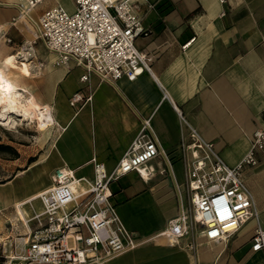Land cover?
<instances>
[{
  "label": "crops",
  "instance_id": "0c3cea01",
  "mask_svg": "<svg viewBox=\"0 0 264 264\" xmlns=\"http://www.w3.org/2000/svg\"><path fill=\"white\" fill-rule=\"evenodd\" d=\"M58 1L67 6L70 0H46L36 13ZM18 3L0 0V35L11 38L0 46V57L5 54L0 58V75H6L22 95L28 92L41 108L51 107L61 132L57 165H73L76 172L89 168L93 173L95 158L111 170L146 118L168 154V162L162 157L149 161L153 171L147 178L130 171L125 182L112 181L116 212L137 234L138 243L89 264H264V254L250 249L255 219L217 242L188 234L171 245L156 235L179 210L175 184L184 192L178 146L184 123L175 106L215 142L231 165L248 151L254 130L264 128V0H143L142 23L148 31L135 42L153 60L133 79L122 77L114 84L94 73L81 80V66L57 65L58 56L51 51L49 62L32 65L28 60L27 66L21 62L24 72L5 67L3 59L20 55L31 42V32L35 36ZM22 42L26 45L18 50ZM13 49L17 51L10 52ZM76 90L84 99L74 111L69 97ZM244 174L258 218L264 219V157L245 167ZM43 189L17 198V211L24 215L22 206L37 199Z\"/></svg>",
  "mask_w": 264,
  "mask_h": 264
},
{
  "label": "built area",
  "instance_id": "2783aa9c",
  "mask_svg": "<svg viewBox=\"0 0 264 264\" xmlns=\"http://www.w3.org/2000/svg\"><path fill=\"white\" fill-rule=\"evenodd\" d=\"M42 1L25 0L23 7L34 27L35 38L57 54L60 65L81 66V80L94 73L114 84L122 77L133 79L150 67L153 56L140 50L135 42L148 31L142 23L143 0H72L71 10L52 4L32 16L30 12ZM18 8L24 13L23 8ZM11 20L14 22L15 17ZM6 40L10 42L11 38ZM83 99L82 91L76 90L69 97V104L77 107ZM175 108L184 123L178 143L184 192L182 195L175 184L179 210L156 235L176 245L184 236L197 231L205 240L217 242L255 219L250 249L264 254V219L258 218L244 174L245 167L264 157V128L254 130L248 151L237 164L231 165L215 142L205 138L180 108ZM155 157L169 161L146 118L111 170L95 158L91 177L76 174L75 167L65 163L56 166L50 185L38 195L41 209L35 212L28 240L8 254L9 263L89 264L136 246L137 234L119 218L110 185L130 171L147 178L153 171L148 163ZM79 181L86 184L85 188L79 187Z\"/></svg>",
  "mask_w": 264,
  "mask_h": 264
},
{
  "label": "rangeland",
  "instance_id": "374dc122",
  "mask_svg": "<svg viewBox=\"0 0 264 264\" xmlns=\"http://www.w3.org/2000/svg\"><path fill=\"white\" fill-rule=\"evenodd\" d=\"M46 4L45 0L39 4L40 7L37 5L31 11L32 16L36 17V9L42 8V5L45 6ZM56 4L62 5L60 1ZM65 5L67 6H62L71 10L73 8L72 0L66 1ZM30 40L34 46L33 53L29 56L32 65L40 64L41 61H51L48 50L44 48L38 38H35L32 32ZM3 44L7 45L8 41L0 35V46ZM24 45L26 44L22 42L18 46V50H21ZM16 51L17 49H13L10 52ZM76 72L77 70H72L71 73L75 74ZM6 73L10 75L12 72L6 71ZM24 96H29L28 92H24ZM73 110L76 111L77 107L74 106ZM15 118L17 123L13 125L8 126L0 123V143H8L17 151L16 154H13L8 150L0 149V264H11L8 261V254L22 246L23 237H28L33 228L35 212L41 209V203L37 198L32 200V203L22 206L24 214L22 215L17 211L15 201L17 198L21 199L26 194L43 189L51 183V174L54 168L58 166L59 151L62 146L61 140L59 141L61 132L57 123L52 127H47L38 118L24 120L18 115H15ZM43 160H45L44 163H42ZM33 164H35L34 167ZM38 164L40 166H36ZM41 168L40 175L34 177ZM84 170L86 171L84 172ZM87 172V176L91 177L92 173L89 168L79 170L76 174H86ZM124 175L119 177L117 181L125 182L129 173ZM10 179L11 181H8ZM190 234H193L195 239L198 237L194 231Z\"/></svg>",
  "mask_w": 264,
  "mask_h": 264
},
{
  "label": "bare ground",
  "instance_id": "6f19581e",
  "mask_svg": "<svg viewBox=\"0 0 264 264\" xmlns=\"http://www.w3.org/2000/svg\"><path fill=\"white\" fill-rule=\"evenodd\" d=\"M43 0L42 2H44ZM41 2V3H42ZM18 6L21 8L26 6L25 0H19ZM23 12L21 13L22 17L27 18V13L25 12V8H23ZM29 12V11H28ZM16 20V17H15ZM33 49L32 43L27 42V47L23 48L21 52H19L20 57L17 55L8 56L5 59H3V64L8 69L11 68H21L20 70L24 72V64L20 65L18 62L25 63V66H27V61L29 60V57ZM51 51V50H48ZM54 52V51H51ZM57 65H60L57 61ZM15 115L20 116L24 120H33L38 118L40 122L47 127H52L56 120L53 116V112L51 107H44L41 108L38 106L36 101L32 96L25 97L22 95L20 91L17 90L15 85L9 81L6 75L1 74L0 75V123L3 125H13L17 123V119L15 118ZM79 187L85 188L86 184L81 183L79 181ZM197 235V231L195 232ZM159 237H164L160 235Z\"/></svg>",
  "mask_w": 264,
  "mask_h": 264
},
{
  "label": "trees",
  "instance_id": "16d2710c",
  "mask_svg": "<svg viewBox=\"0 0 264 264\" xmlns=\"http://www.w3.org/2000/svg\"><path fill=\"white\" fill-rule=\"evenodd\" d=\"M0 149L1 150H8V151H10L13 154H16L17 153L16 149L12 145H10L8 143H0ZM112 193H113V190H112Z\"/></svg>",
  "mask_w": 264,
  "mask_h": 264
}]
</instances>
